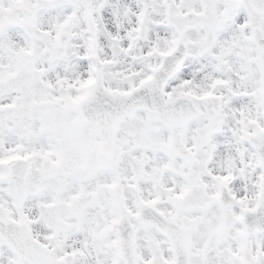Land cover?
<instances>
[{"label": "snow or ice", "instance_id": "1", "mask_svg": "<svg viewBox=\"0 0 264 264\" xmlns=\"http://www.w3.org/2000/svg\"><path fill=\"white\" fill-rule=\"evenodd\" d=\"M0 264H264V0H0Z\"/></svg>", "mask_w": 264, "mask_h": 264}]
</instances>
